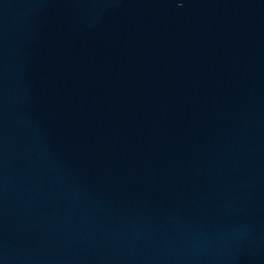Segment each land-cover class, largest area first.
<instances>
[{"label": "water", "instance_id": "1", "mask_svg": "<svg viewBox=\"0 0 264 264\" xmlns=\"http://www.w3.org/2000/svg\"><path fill=\"white\" fill-rule=\"evenodd\" d=\"M0 264H264V0H0Z\"/></svg>", "mask_w": 264, "mask_h": 264}]
</instances>
